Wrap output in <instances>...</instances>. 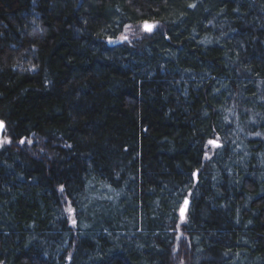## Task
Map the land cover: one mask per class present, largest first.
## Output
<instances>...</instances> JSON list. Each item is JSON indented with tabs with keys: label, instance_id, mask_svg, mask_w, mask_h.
<instances>
[{
	"label": "trees",
	"instance_id": "obj_1",
	"mask_svg": "<svg viewBox=\"0 0 264 264\" xmlns=\"http://www.w3.org/2000/svg\"><path fill=\"white\" fill-rule=\"evenodd\" d=\"M0 120V264H264V0H0Z\"/></svg>",
	"mask_w": 264,
	"mask_h": 264
},
{
	"label": "rangeland",
	"instance_id": "obj_2",
	"mask_svg": "<svg viewBox=\"0 0 264 264\" xmlns=\"http://www.w3.org/2000/svg\"><path fill=\"white\" fill-rule=\"evenodd\" d=\"M147 23L149 25H153L154 26L151 31H146L144 29L143 26H144L145 22L144 23L137 24V25H129V26H127L125 28L124 32L120 36H118L115 40L111 41L110 43H113V42H115V43H118V42H130V41H133V40H137L138 38H140L141 36H143L145 34H151V33L155 32V31H157L159 29V26H158L157 23H155V22H147ZM122 37H126V39H122ZM22 141L23 142H26L27 145H31V143H32L31 139H29L27 141H25V140H22ZM216 142L217 141H213V143H211V144L208 143L207 144L208 151H209L208 154L213 151L214 147L217 144ZM9 143H10V140L8 139V137H6V136H2L1 137V139H0V145L1 144H9ZM21 144L22 143L20 141L19 142V145H21ZM69 208H71V206H70L69 202H67L66 203V212H67V215H68L69 220L72 221L73 220V212L72 211L69 212ZM71 210H72V208H71ZM178 232L179 233H178V237H177V244H176V248L174 249L175 252H177V251L179 252V249H180L179 248V245L185 239L182 236L183 234L181 233V231H178ZM182 245L187 246L185 242ZM178 254H180V253H178ZM176 255H177V253L175 254V257H176ZM179 258L180 257L175 258V260L177 261L176 264H183L182 263L183 261L180 262V260H178Z\"/></svg>",
	"mask_w": 264,
	"mask_h": 264
},
{
	"label": "snow or ice",
	"instance_id": "obj_3",
	"mask_svg": "<svg viewBox=\"0 0 264 264\" xmlns=\"http://www.w3.org/2000/svg\"><path fill=\"white\" fill-rule=\"evenodd\" d=\"M143 27L146 31H151L154 26L149 25L147 22H145ZM122 39H126V37H122ZM0 127H3L2 122H0ZM21 143H23V141H21ZM209 143L211 144V143H213V141H209ZM186 204H187V201H185V205ZM71 211H72L71 208H69V212H71ZM180 213H181V217L183 218V214H184V208L183 207L180 209Z\"/></svg>",
	"mask_w": 264,
	"mask_h": 264
},
{
	"label": "water",
	"instance_id": "obj_4",
	"mask_svg": "<svg viewBox=\"0 0 264 264\" xmlns=\"http://www.w3.org/2000/svg\"><path fill=\"white\" fill-rule=\"evenodd\" d=\"M0 122H2V121L0 120ZM2 124H3V127H0V139H1V137H2V135H3V132H4V129H5V125H4L3 122H2ZM185 201H187V204H186V205H185ZM185 201H184V203H183L182 206H181V208H182V207L184 208V212L186 211V209H187V207H188V205H189V199L186 198ZM181 208H180V209H181ZM180 215H181V213H180ZM183 216H184V214H183Z\"/></svg>",
	"mask_w": 264,
	"mask_h": 264
}]
</instances>
